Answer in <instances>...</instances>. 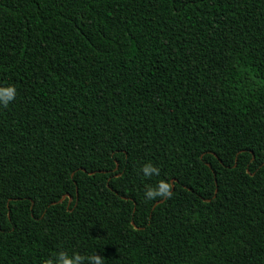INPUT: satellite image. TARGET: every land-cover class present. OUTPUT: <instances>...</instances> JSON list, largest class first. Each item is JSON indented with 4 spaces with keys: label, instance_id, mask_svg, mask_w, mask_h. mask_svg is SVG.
<instances>
[{
    "label": "trees",
    "instance_id": "obj_1",
    "mask_svg": "<svg viewBox=\"0 0 264 264\" xmlns=\"http://www.w3.org/2000/svg\"><path fill=\"white\" fill-rule=\"evenodd\" d=\"M8 85L0 264H264V0H0Z\"/></svg>",
    "mask_w": 264,
    "mask_h": 264
},
{
    "label": "clouds",
    "instance_id": "obj_2",
    "mask_svg": "<svg viewBox=\"0 0 264 264\" xmlns=\"http://www.w3.org/2000/svg\"><path fill=\"white\" fill-rule=\"evenodd\" d=\"M17 97V89L14 85L0 86V106L5 108L13 102ZM143 176L151 178L152 176H159L161 169L153 163H146L140 169ZM173 196V185L166 180L161 179L156 185H149L145 190V197L149 200L171 199ZM104 264L103 257L100 255H92L89 257L80 254L69 255L67 251H60L56 257L49 258L44 261V264Z\"/></svg>",
    "mask_w": 264,
    "mask_h": 264
}]
</instances>
